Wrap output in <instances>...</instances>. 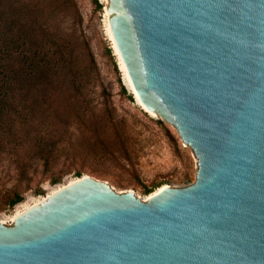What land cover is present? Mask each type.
<instances>
[{
  "label": "water",
  "instance_id": "obj_1",
  "mask_svg": "<svg viewBox=\"0 0 264 264\" xmlns=\"http://www.w3.org/2000/svg\"><path fill=\"white\" fill-rule=\"evenodd\" d=\"M140 102L195 179L146 199L83 175L0 222V264H264V0H107Z\"/></svg>",
  "mask_w": 264,
  "mask_h": 264
},
{
  "label": "rangeland",
  "instance_id": "obj_2",
  "mask_svg": "<svg viewBox=\"0 0 264 264\" xmlns=\"http://www.w3.org/2000/svg\"><path fill=\"white\" fill-rule=\"evenodd\" d=\"M106 5L107 0H60L52 23L74 43L77 83L63 73L44 94L62 107L74 103L79 117L47 134L44 140L55 145L48 162L32 153L33 138L17 155L0 153V222L9 221L22 203H35L83 175L116 190L131 189L141 199L164 185L180 187L195 179L194 156L175 128L139 104L128 86L109 35ZM33 115L42 118L38 110ZM16 192L23 199L10 206Z\"/></svg>",
  "mask_w": 264,
  "mask_h": 264
},
{
  "label": "trees",
  "instance_id": "obj_3",
  "mask_svg": "<svg viewBox=\"0 0 264 264\" xmlns=\"http://www.w3.org/2000/svg\"><path fill=\"white\" fill-rule=\"evenodd\" d=\"M59 9L60 0H0V153L17 155L33 138L32 153L48 162L55 145L44 140L47 134L79 117L74 103L62 107L44 94L63 73L77 83L74 43L52 23ZM38 123L44 124L37 130ZM22 199L16 192L8 204Z\"/></svg>",
  "mask_w": 264,
  "mask_h": 264
},
{
  "label": "bare ground",
  "instance_id": "obj_4",
  "mask_svg": "<svg viewBox=\"0 0 264 264\" xmlns=\"http://www.w3.org/2000/svg\"><path fill=\"white\" fill-rule=\"evenodd\" d=\"M108 30H109V35H110V37H111V40H112V42H113V46H114V49H115V51H116V53H117V55H118V58H119V61H120V65H121V68H122V70H123V72H124V75H125V78H126V81H127V84H128V86L134 91V89H133V87H132V84H131V82H130V79H129V77H128V75H127V71H126V68H125V65H124V63H123V61H122V59H121V56H120V54H119V52H118V50H117V47H116V45H115V42H114V40H113V37H112V34H111V31H110V27L108 26ZM134 93H135V91H134ZM135 96H136V98H137V101L139 102V104H141L146 110H148L141 102H140V100L138 99V97H137V95H136V93H135ZM150 113H152L153 114V112L152 111H150V110H148ZM79 178V177H78ZM74 181V180H73ZM72 182V181H71ZM70 183V182H69ZM64 186V185H63ZM165 186V185H164ZM62 187V186H61ZM163 187V186H162ZM162 187H159L157 190H159V189H161ZM60 188V187H59ZM58 189V188H57ZM56 189V190H57ZM156 190V191H157ZM53 191H55V190H53ZM52 191V192H53ZM155 191V192H156ZM52 192H50V193H52ZM154 192V193H155ZM50 193H48L47 195H49ZM152 195V194H151ZM44 197H46V196H43V197H41L40 199H42V198H44ZM36 203V202H35ZM34 203H22V206H21V208H18L16 211H15V213L12 215V217H11V219L12 218H14L16 215H18V214H20L21 212H23L24 210H26L27 208H29L31 205H33Z\"/></svg>",
  "mask_w": 264,
  "mask_h": 264
}]
</instances>
